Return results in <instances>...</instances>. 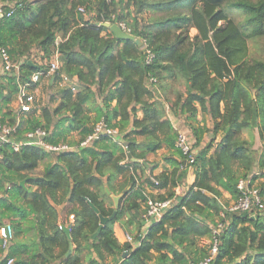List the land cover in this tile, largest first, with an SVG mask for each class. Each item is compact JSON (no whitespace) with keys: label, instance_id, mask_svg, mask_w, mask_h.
<instances>
[{"label":"trees","instance_id":"trees-1","mask_svg":"<svg viewBox=\"0 0 264 264\" xmlns=\"http://www.w3.org/2000/svg\"><path fill=\"white\" fill-rule=\"evenodd\" d=\"M9 1L21 6L0 17V43L20 64L17 73L0 74V125L12 129L0 142V207L14 233L8 256L17 264H109L108 257L112 264H197L221 223L212 264H264V210L229 212L221 202L223 193L238 197L237 183L254 168L264 176V0ZM153 11L161 15L145 17ZM119 22L141 46L105 26ZM251 40L258 56L249 55ZM54 57L57 103L17 118L11 104L22 89L37 88L32 75L45 77ZM178 81L184 90L172 93ZM167 110L193 141L190 164L175 147ZM198 114L211 126L200 125ZM100 121L117 128V141L101 136L80 146ZM35 128L49 144H67L73 132L80 138L69 151L37 145L14 151L12 142ZM253 129L256 143L241 137ZM161 149L168 167L153 175L157 163L147 156ZM40 164L41 174L22 186ZM190 171L192 183L175 195ZM110 194L119 197L117 208ZM147 198L171 202L144 233L140 210ZM61 203L73 216L70 240L58 220ZM113 212L97 232L99 215ZM116 222L134 227L135 245H119ZM27 230L37 240L15 242Z\"/></svg>","mask_w":264,"mask_h":264},{"label":"built area","instance_id":"built-area-1","mask_svg":"<svg viewBox=\"0 0 264 264\" xmlns=\"http://www.w3.org/2000/svg\"><path fill=\"white\" fill-rule=\"evenodd\" d=\"M21 6V3L16 4L15 2L9 0H0V16L5 15L9 17L15 8ZM83 12L82 8L78 9ZM124 32L130 33L127 26L122 23H116ZM40 64V63H39ZM19 62H14L11 60L7 50L0 43V74L1 73H17L19 70ZM59 69V63L57 58L54 57L53 60L49 62L47 74L45 75H53ZM42 79V78H41ZM61 84L66 82V78H62ZM31 80L33 83H40L39 74L36 73L32 75ZM22 93L18 96V111L22 114H28L32 112V107L35 102L34 91H25L21 90ZM12 129L5 126L0 125V142H4L7 139V136L11 133ZM119 132L117 128L107 127L102 121L96 123L93 126L92 132L85 137L83 141L79 143L80 146L88 145L91 141L97 140L101 136H108L113 140L117 141V136ZM46 133L41 128H35L31 131H28L25 134L24 142H16L12 143L11 146L14 151L19 150L22 145H37L42 148L46 152H61V151H69L74 149L75 146L68 145L66 143H58V144H49L44 141V137ZM175 147L181 152V154L185 157V161L187 163H192L194 160V153L196 150L193 148V141L188 134V132L184 129L177 128V135L175 140ZM157 184V183H156ZM238 190V197L234 199V201L225 206L224 209L229 212H249L255 210H264V196L261 194L260 190L249 184V180H240L236 186ZM171 199L165 200H152L147 198L144 204V211L141 215V218L144 222L149 225L158 221L164 210L169 206ZM70 219H73L72 215H69ZM221 223H218L215 227L212 228V237L209 244V250L207 256L199 261L197 264H212L213 259L217 253V243H218V234L221 230ZM14 238V233L12 226L8 223H5L0 226V240H1V248L4 253L3 258L0 260V264H17L15 259L8 256L9 246ZM126 242L132 243V237L126 236Z\"/></svg>","mask_w":264,"mask_h":264},{"label":"crops","instance_id":"crops-1","mask_svg":"<svg viewBox=\"0 0 264 264\" xmlns=\"http://www.w3.org/2000/svg\"><path fill=\"white\" fill-rule=\"evenodd\" d=\"M52 80H53L52 79V75H48L46 77H43L40 80L39 85L37 86V88L34 91L35 95H36L37 92H42V89L44 87H47V86L48 87H51V86L53 87L54 83H52ZM170 95H171L170 99H174L173 94H170ZM35 99H36V96H35ZM11 107H12V109H15L16 111H18L17 99L11 104ZM34 109H35V107H34ZM26 115H28V114H22V113H20L18 111L16 117L17 118L20 117V116L24 117ZM166 115L171 119V121L173 122V126L176 128V130H177V128H181V129L183 128V127H180V123H181V122H179L180 119L173 117L172 114L168 110L166 112ZM197 121L199 122L200 125H203L204 123H206V125L208 127L211 126V124H210L211 122L209 121V117L207 115H205V114H198ZM78 137H79V135L77 134V132H73L68 137V139H69V141H71L70 142L71 144H75V142L79 140ZM241 137L243 139L248 140V141H252L254 139V143H256V140L258 139L257 131L255 129H253V130H244L242 132V134H241ZM24 141H25V134L23 135L22 139H19L16 142H24ZM114 141H116V140H114ZM16 142H12V143H16ZM259 146H261L260 148H262L263 147V142H259ZM259 154H260V152L258 153V155ZM166 155H167V151L165 149H161L156 154H149L147 156V160L149 162H151V165L157 163V166L152 171L153 175L160 174V172L164 168L168 167L167 163L164 161V158H163V156H166ZM42 171H43V165L40 164L33 172H31L30 174L27 175V177L24 179L25 182L21 181L19 183L21 184L23 182L22 186H24L25 188H28L29 184L27 183V181L29 179H31L32 177H35V176L41 174ZM147 171H145L146 175H147ZM193 178H194L193 173L191 171L188 172V174L186 176V179H185V182L182 183V185H178L177 187L173 188L175 195L180 194L187 186H189L192 183ZM248 180H249V184L250 185H253V186L257 187L259 190H262L264 188V176L258 174L257 169L254 168V170L250 173ZM10 185H12V183ZM5 186H7V183L5 184ZM147 191L150 192V193H153V194H156L158 192L159 193L163 192V190H160V191L147 190ZM1 195H2V193L0 192V197H1ZM111 196H113V195L110 194V197ZM263 196H264V190H263ZM233 201H234V199L229 194L223 193L221 202L224 203L225 206H228ZM69 207L70 206L67 205L66 203H61V204L57 205V207H56V209L58 211V220L60 222H64L65 223V224H61V225L68 226L67 223H69V222L71 223L72 222V219H70L69 216L67 217V211H68ZM143 209H144V206L142 205L141 206V210H143ZM141 210H140V216L142 215L141 214ZM3 213H4V209L0 207V226L5 224V223H7V222H5L6 220L3 219V216H2ZM29 219H31V218H29ZM125 219L126 218L123 219V222L125 221ZM142 225H143V232L145 233L144 230L147 229L148 225L144 221H143ZM21 227L22 228H26V227H28V225L22 223ZM113 233H114V237L116 238V240L119 243V245H124V244L127 243L126 242V236H130V235L132 236L133 234L136 233V230L134 229V227L132 225L126 226L123 223L116 222L113 225ZM35 238H36V234H34V231L27 230V231L22 232L21 234H19L15 238V242L20 243V244H28L32 240H34ZM36 240H37V238H36ZM207 242H208V240H204V241H202V244L205 245V244H207ZM11 244H12V242H11ZM131 244L135 245L133 240H132ZM73 249H74V245L72 244V250ZM3 256H4V253H3L2 248H1V240H0V260L3 258ZM91 259H95V255H92ZM107 261L109 262V264H112V262H113L111 257H108ZM153 262H154V259L152 260V263ZM117 264H119V263H117Z\"/></svg>","mask_w":264,"mask_h":264},{"label":"rangeland","instance_id":"rangeland-1","mask_svg":"<svg viewBox=\"0 0 264 264\" xmlns=\"http://www.w3.org/2000/svg\"><path fill=\"white\" fill-rule=\"evenodd\" d=\"M159 12H148V14L145 15V17H155V16H159ZM93 14H87L86 15V18H88L89 16L91 17ZM161 15V14H160ZM196 33V30L195 29H190L189 31V34L190 35H193ZM248 47H249V55L251 57L253 56H258L259 52H260V49L258 48V45L253 42L252 40L248 42ZM63 86L65 85V83L62 84ZM174 87L172 89V93H174V90L176 91H182L184 89V84L180 81L176 82V83H173L172 84ZM61 87L60 85L58 84H54L53 87H44L42 89V92H37L36 95L34 93V95L36 96V99H35V102L33 104V109L35 107V109H39L45 105H55L57 103V99L56 97L54 96V93L58 90V88ZM171 95H169L170 97ZM174 96V95H173ZM80 138V136L78 137ZM69 141V139H68ZM71 141L67 142L68 145H71V146H76L74 144H71L70 143ZM264 212V211H263Z\"/></svg>","mask_w":264,"mask_h":264},{"label":"water","instance_id":"water-1","mask_svg":"<svg viewBox=\"0 0 264 264\" xmlns=\"http://www.w3.org/2000/svg\"><path fill=\"white\" fill-rule=\"evenodd\" d=\"M1 17V16H0ZM105 26L108 27L110 29V31L114 34V36L118 39H123V40H132L134 41L138 46L142 45V42L139 38L134 37L132 34L124 32L118 25L116 24H110V23H105ZM23 183V182H22ZM21 183V185H22ZM107 194H109V191L106 189L105 190ZM113 203H114V208H117L118 206V200L119 197L118 196H111ZM93 210L95 212H97V209L93 207ZM115 215V212L112 213V215L110 217H102L101 215H99V226L97 229V232L100 231L101 227L111 218H113ZM152 223H154V220H152ZM61 229L63 230V232L65 233V235L67 236L68 240H70V234H69V227L68 226H64V225H60ZM72 251V243H69V247H68V253Z\"/></svg>","mask_w":264,"mask_h":264}]
</instances>
